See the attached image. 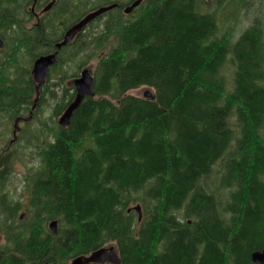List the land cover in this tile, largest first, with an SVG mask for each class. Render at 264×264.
Returning <instances> with one entry per match:
<instances>
[{"label": "trees", "instance_id": "obj_1", "mask_svg": "<svg viewBox=\"0 0 264 264\" xmlns=\"http://www.w3.org/2000/svg\"><path fill=\"white\" fill-rule=\"evenodd\" d=\"M97 1L70 0L81 8L73 23ZM134 1L104 0L120 7L70 47L75 62L85 51L99 54L96 95L61 127L57 117L75 97L63 87L49 122L55 130L39 151L48 176L31 179L32 202L56 205L60 233L51 244L37 232L7 247L1 264L16 249L24 258L7 264H67L110 243L122 264H254L252 253L264 249V0H144L124 15ZM64 2L42 30L23 29L29 3H0L9 46L0 58V111L32 109L30 68L62 40ZM245 6L257 13L238 36L233 19ZM62 63L60 56L50 72L53 87L65 80L55 71ZM142 86L153 88L155 100L128 95ZM54 93L48 84L42 89L37 112ZM138 204L141 220L129 212Z\"/></svg>", "mask_w": 264, "mask_h": 264}, {"label": "flooded vegetation", "instance_id": "obj_2", "mask_svg": "<svg viewBox=\"0 0 264 264\" xmlns=\"http://www.w3.org/2000/svg\"><path fill=\"white\" fill-rule=\"evenodd\" d=\"M31 3L32 7L35 0H21ZM53 0H37L35 11H32L30 23H35L38 30L43 29V23H47V13L40 15L43 8ZM61 0H56V4ZM43 5L41 8L39 5ZM37 14L40 19L37 18ZM38 22H40L38 24ZM32 26V27H34ZM62 29L66 31L65 25ZM6 41L4 35H1ZM44 42V41H43ZM2 49L0 48V52ZM9 52L0 53V58L7 56ZM13 53H10L12 57ZM0 116H5L0 122V131L6 130L8 133L5 137L0 138L3 147L0 148V264L8 254H3L4 250L13 248L15 245L23 244L26 240H30L31 235L41 232L42 236L38 241H44L51 244L54 240L53 236H57L61 230V221L57 218V207L48 203H33L32 202V177L41 179L48 176L46 172V159L39 155L40 148L50 140L52 130H55V125L38 123L40 113H35L24 107L14 108L8 112L0 111ZM12 117V118H10ZM6 128V129H4ZM40 129L42 132L41 142L36 145L27 147L34 153H37L32 162H25V150L27 143L34 140L35 130ZM50 131V133H49ZM28 138L30 140H26ZM38 149V151H36ZM22 167L23 171L20 167ZM9 180V181H8ZM16 183L18 188L12 190L10 186ZM10 184V186H8ZM42 184V183H40ZM9 196V197H7ZM33 216L34 220L31 223L27 222V218ZM59 222L57 232L55 233L52 227L53 222ZM63 252L59 255V258ZM23 254L20 251L13 250L8 260L5 262L14 261V259H23ZM64 259H60L57 264H65ZM75 259V258H74ZM70 260L67 262L69 264ZM41 264H51L49 262Z\"/></svg>", "mask_w": 264, "mask_h": 264}, {"label": "water", "instance_id": "obj_3", "mask_svg": "<svg viewBox=\"0 0 264 264\" xmlns=\"http://www.w3.org/2000/svg\"><path fill=\"white\" fill-rule=\"evenodd\" d=\"M143 0H137L134 2L131 6L127 7L125 9L126 14H130L133 9L140 6ZM117 4L107 7H102L90 14H88L83 20H81L78 24L73 26L65 35V40L58 44L57 47L61 48L64 45H67L73 37H75L78 33H80L84 27H86L91 21L96 19L98 16L112 10L115 8ZM52 7V4H50L45 10L48 11ZM0 46H3V42L0 40ZM56 63V55H47L42 56L39 59H37L34 63L33 68V75L34 80L38 84L36 87L37 91V98L35 99V105L33 106V110L36 109V104L38 103L39 97H40V88L45 84L46 76L48 74L49 68ZM94 83V79L91 76L90 70H84L82 72V77L75 80V88L77 90L76 98L74 101L69 105L65 113L62 115V117L59 120L60 125L62 126H68L71 124V118L73 117L74 112L80 107V104L82 103L83 99L89 95L94 96V92L92 90V86ZM145 98L155 100V95L151 91H146L144 94ZM134 210L138 211L140 218L142 217V210L140 206L134 207ZM51 227L53 231L57 232L58 222H53L51 224ZM252 262L256 264H264V249L257 250L252 253L251 256ZM89 263H98V264H122V260L120 259L116 247L110 246V247H103L95 252H93L90 256H81L76 258L72 264H89Z\"/></svg>", "mask_w": 264, "mask_h": 264}, {"label": "rangeland", "instance_id": "obj_4", "mask_svg": "<svg viewBox=\"0 0 264 264\" xmlns=\"http://www.w3.org/2000/svg\"><path fill=\"white\" fill-rule=\"evenodd\" d=\"M15 0H0V3H12V2H14ZM124 2H129L130 0H123ZM210 1H212V0H210ZM104 3V0H99V1H97L96 2V4H95V7H97L98 5H101V4H103ZM244 9H246L247 10V8H243V10ZM248 12V11H247ZM246 12V13H247ZM249 16H251V13H249L248 12V14H247V16H244V14H243V11H242V16H241V20L239 21L238 19H233V25L232 26H234V25H236L235 26V32H236V34L238 35V34H240L243 30H244V28H246L247 26H248V24H249V22H250V17ZM106 19V17L103 19V20H105ZM226 21H227V19H224V22L226 23ZM101 27H102V22H101ZM93 28H89V29H87V32H89L90 30H92ZM107 47H108V49L110 48V45H107ZM107 49V50H108ZM91 59L92 58H90V53H89V55H85V57H84V59L82 60V59H79L78 60V62H77V64L76 65H74L73 63H71V66H75V70H77L78 71V73L81 71V69H82V67L81 68H79V66H80V64L83 62V61H87V62H90L91 61ZM93 61V60H92ZM92 65H94L93 63H90V64H88V65H86L87 67L89 66V67H93L94 68V66H92ZM69 70V67L67 66V68L66 69H64V70H62V73L64 72V74L65 75H67V73L65 72V71H68ZM154 91L153 90V88H151V87H141V88H139V89H134V90H131V91H129V95H133V96H139V97H143V95H144V93L146 92V91ZM58 92V94H55V95H50L49 96V99H50V104H49V107H47L46 109H45V111H44V113L43 114H41V119H42V121H44V120H46L47 122H48V124H47V126L48 127H50V125H49V122H51L53 119H54V113H53V111H54V103L57 101V96H60L61 94V88L59 87H57L56 89H55V92ZM56 92V93H57ZM49 133H50V131H49ZM34 135H35V139L34 140H30V139H28V138H25L26 140H30L31 141V143H32V145H36V144H39L40 142H41V137H42V132H41V130L40 129H37V130H35V132H34ZM3 147V143H2V141L0 140V148H2ZM36 151H38V149L36 150ZM37 153H34L32 150L31 151H29V150H27V152H26V154L24 155L25 156V162L27 163V162H32L33 161V158H34V156L36 155ZM20 167V166H19ZM21 168V170L23 171V169H22V167H20ZM9 181V180H8ZM8 186H10V184L8 185ZM10 188L12 189V190H16L17 188H18V186L16 185V183L14 182V183H12V185L10 186ZM7 197H9V196H7ZM1 202V201H0ZM110 245H115L114 243H111ZM74 258H76V257H74ZM74 258H71L70 259V264H72V262H73V260H74Z\"/></svg>", "mask_w": 264, "mask_h": 264}, {"label": "bare ground", "instance_id": "obj_5", "mask_svg": "<svg viewBox=\"0 0 264 264\" xmlns=\"http://www.w3.org/2000/svg\"><path fill=\"white\" fill-rule=\"evenodd\" d=\"M131 5H132V3H131L129 6H131ZM135 9H137V8H135ZM135 9H133V11L131 12V14L134 12ZM225 33H226V32H225ZM238 62H239V61H238ZM223 71H224V70H223ZM80 76H81V75H80ZM88 97H90V96L87 95V96L83 99L82 103H83L84 100H85L86 98H88ZM82 103L80 104V106L82 105ZM256 128H257V127H256ZM142 211H143V209H142ZM58 223H59V222H58ZM50 225H51V224H50ZM50 227H51V226H50ZM57 228H58V227H57ZM51 229H52V228H51ZM110 244H111V243H110ZM110 244H108V245H106V246H104V247H108V246H110ZM101 248H103V247H101ZM101 248H100V249H101ZM98 250H99V249H98ZM96 251H97V250H96ZM93 252H95V251H93ZM93 252H91L90 254H87V255H84V254H83V256H90ZM79 257H81V256H79ZM76 258H78V256H77ZM76 258H75V259H76ZM75 259H74V260H75ZM74 260H73V261H74ZM72 263H73V262H72ZM89 264H98V263H89Z\"/></svg>", "mask_w": 264, "mask_h": 264}]
</instances>
